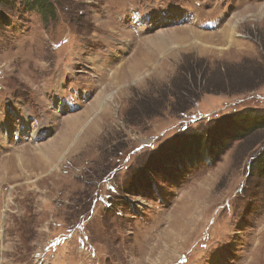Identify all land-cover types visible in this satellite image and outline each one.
I'll list each match as a JSON object with an SVG mask.
<instances>
[{
	"label": "rangeland",
	"instance_id": "obj_1",
	"mask_svg": "<svg viewBox=\"0 0 264 264\" xmlns=\"http://www.w3.org/2000/svg\"><path fill=\"white\" fill-rule=\"evenodd\" d=\"M30 5L0 6V264H264V175L250 171L264 128L144 185L182 136L264 112V0Z\"/></svg>",
	"mask_w": 264,
	"mask_h": 264
},
{
	"label": "trees",
	"instance_id": "obj_2",
	"mask_svg": "<svg viewBox=\"0 0 264 264\" xmlns=\"http://www.w3.org/2000/svg\"><path fill=\"white\" fill-rule=\"evenodd\" d=\"M7 1L0 0V6L5 7L4 5ZM27 2L31 4L30 9L36 11L40 16L44 17L47 14L48 0H27ZM2 9L0 8V24H7L5 21L8 15ZM185 92L189 94L188 88L184 86L181 92H177L175 95L177 97V95ZM201 93L204 92L201 91ZM208 93L216 92L211 91ZM194 98H197V95ZM186 109L184 106H180L176 110L183 112ZM208 124V126L206 124L199 131H193L186 136H182L180 140L171 146V149L169 147L166 148L157 155L156 160L147 162V174L145 177L147 182L145 181L144 185L152 186L150 175H154V172H160L164 161L168 163L173 162L172 167L174 166L173 168L177 170L205 161L209 163L217 161L223 152L230 148L232 142L244 139L255 131L264 128V112L260 113L255 109L237 110L215 122L213 121L212 124L211 122ZM250 171L255 174L264 175V150L252 160ZM133 190V188L129 189L127 187L126 193L129 194Z\"/></svg>",
	"mask_w": 264,
	"mask_h": 264
},
{
	"label": "bare ground",
	"instance_id": "obj_3",
	"mask_svg": "<svg viewBox=\"0 0 264 264\" xmlns=\"http://www.w3.org/2000/svg\"><path fill=\"white\" fill-rule=\"evenodd\" d=\"M264 19V18H263ZM194 33L195 34H197V35H199V37H201V38H204V39H210V37L211 36H207L206 34H201V33H198V32H195L194 31ZM135 67H133V70H130V73H129V75H130V77L131 76H135V74L136 73H138L137 71H138V69H140L139 68V66H137V65H134ZM119 74V75H118ZM118 78H117V77ZM122 76H125V74L124 75H122V74H120V73H116L115 74V79L117 78V79H124L125 80V78H122ZM85 115H87V112H85L84 113ZM86 117V116H85ZM85 120V119H84ZM79 122V116L78 115H74V116H70V118L68 119V120H66L65 121V124L68 126L67 127V129H66V133H67V138H65L64 137V139H65V141L66 140H68L69 138H70V136L71 135H73V133L75 132V125L77 124ZM73 124V125H72ZM79 125H81V124H79ZM75 129V130H74ZM56 141L58 142V143H63V142H61V139H57V140H54V141H52V142H50V143H48V145H46V146H48V148H50V149H52V148H54L55 146H56ZM200 205H201V202L200 203H197V204H195V207H194V209H193V211L190 213V215H188V223H186V224H184L183 226L182 225H177V227L179 228V229H176V230H173V232H172V235H171V237H170V240L169 241H167V243L165 244V249H162V251L163 252H159L158 254H157V256H156V259L157 260H159L160 259V257L161 256H164L165 254H167V253H169V251H170V248H172V249H176L177 248V246H178V244L180 243V241L184 238V237H186V235L189 233V231L190 230H192V228H191V225H190V223H191V221L192 222H194L195 221V218H197V212H198V210H199V207H200ZM187 232V234L186 235H183V233H186ZM174 249V250H175ZM153 261V260H152Z\"/></svg>",
	"mask_w": 264,
	"mask_h": 264
},
{
	"label": "snow or ice",
	"instance_id": "obj_4",
	"mask_svg": "<svg viewBox=\"0 0 264 264\" xmlns=\"http://www.w3.org/2000/svg\"><path fill=\"white\" fill-rule=\"evenodd\" d=\"M118 0H110V7L112 9H115L116 8V4H117ZM117 15H119V12L117 11L116 13ZM98 39V38H97Z\"/></svg>",
	"mask_w": 264,
	"mask_h": 264
}]
</instances>
